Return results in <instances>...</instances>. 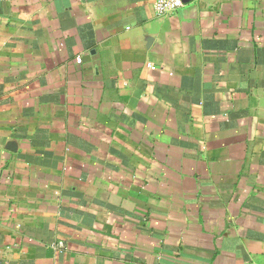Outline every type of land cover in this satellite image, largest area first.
Returning <instances> with one entry per match:
<instances>
[{
    "label": "crops",
    "instance_id": "crops-1",
    "mask_svg": "<svg viewBox=\"0 0 264 264\" xmlns=\"http://www.w3.org/2000/svg\"><path fill=\"white\" fill-rule=\"evenodd\" d=\"M155 1L0 0V264H264V0Z\"/></svg>",
    "mask_w": 264,
    "mask_h": 264
},
{
    "label": "built area",
    "instance_id": "built-area-1",
    "mask_svg": "<svg viewBox=\"0 0 264 264\" xmlns=\"http://www.w3.org/2000/svg\"><path fill=\"white\" fill-rule=\"evenodd\" d=\"M183 0H156L155 10L159 16L174 14L183 6ZM60 246H64L63 242H59Z\"/></svg>",
    "mask_w": 264,
    "mask_h": 264
}]
</instances>
